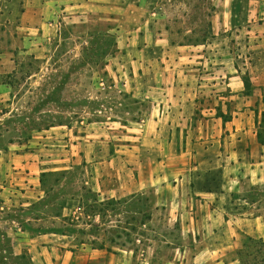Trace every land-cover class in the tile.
Returning <instances> with one entry per match:
<instances>
[{
	"label": "crops",
	"instance_id": "crops-1",
	"mask_svg": "<svg viewBox=\"0 0 264 264\" xmlns=\"http://www.w3.org/2000/svg\"><path fill=\"white\" fill-rule=\"evenodd\" d=\"M215 6L210 35L193 43L190 30H176L167 0H0V105L15 104L26 62L38 67L24 84L40 87L44 70L70 54L105 58L101 85L148 106L120 127L97 123L80 134L59 125L0 151V264L185 263L85 238L83 225L90 231L93 224L85 223L84 191L106 203L152 190L151 222L166 206L189 242L178 250L198 264H240L243 237L264 240V214L251 204L241 209L245 201L231 188L234 171L248 166L264 178L261 134L246 130L241 138L233 127L264 104V0ZM243 71L254 74L255 93H247ZM228 102L236 110L226 120ZM191 160L193 180L171 182L170 170ZM56 173L75 174L79 190L64 196L59 213L36 209Z\"/></svg>",
	"mask_w": 264,
	"mask_h": 264
},
{
	"label": "rangeland",
	"instance_id": "rangeland-1",
	"mask_svg": "<svg viewBox=\"0 0 264 264\" xmlns=\"http://www.w3.org/2000/svg\"><path fill=\"white\" fill-rule=\"evenodd\" d=\"M217 1L167 0L169 13L175 20V27L180 35L183 36V32L187 34L190 30L189 36H192L193 43L195 40L204 38L205 35L209 36ZM69 56L70 54L63 58L57 57L54 66L44 70L43 85L40 87L24 84L27 75L38 67L32 61L24 64L20 79L16 80L19 83L16 89L19 94L15 98V104L0 105V151L13 147L22 148V145L28 144L39 133L59 125L73 126L77 132L83 134L84 130L98 125L97 123L120 127L126 123V119L139 120L138 113L148 110V106L135 104V100L120 89H105V85H101L103 81L101 79H106L102 71L105 58L84 56L73 59ZM243 58L240 59L241 71ZM241 75L243 78L249 76L251 84L256 81L254 74L249 75L248 72L243 71ZM252 90L255 93V89ZM243 98L241 96L239 101L240 111L245 109ZM227 107L226 120L234 117L232 111L236 110V104L233 106L228 102ZM256 110L259 112L258 115H255V112H249L239 116L233 127L239 129L241 138L246 130H252L260 133L264 141V104H257ZM119 115L125 119H117ZM249 163L250 159L247 165ZM193 165L194 161L188 164L186 169L170 170V181L178 183L183 177L188 182L189 179L193 180L196 175ZM250 171L249 166L240 172L234 171L232 176H235V182L231 181V188L245 201L238 202L241 209L249 206L246 204H251V210L264 214V178L257 179L250 174ZM74 178H76L75 174L64 173L47 177L45 187L48 192L52 190L46 203L39 205L36 209L59 213L64 196L79 190L77 185L73 184ZM82 193L85 200L83 211L86 216H91L90 219L85 217V223L89 220L93 224L90 231H87L88 227L83 225L82 228L87 235L85 238H91L89 233L96 235L95 241L100 246L124 244L135 247L138 245L139 248L146 249L149 254L153 252L158 254L159 262L177 255L178 259L185 260L184 264H198L195 256L189 253L183 255L178 250L189 242L177 228L172 215L165 216L166 206L161 207V215L151 222L154 207L152 190H148L144 196L106 203L92 202L90 200L93 199V195L87 191ZM48 203L50 204L47 208L44 205ZM142 223L144 226H141ZM259 248L257 246L253 252ZM259 257H264V251H261Z\"/></svg>",
	"mask_w": 264,
	"mask_h": 264
},
{
	"label": "trees",
	"instance_id": "trees-1",
	"mask_svg": "<svg viewBox=\"0 0 264 264\" xmlns=\"http://www.w3.org/2000/svg\"><path fill=\"white\" fill-rule=\"evenodd\" d=\"M247 93L252 91L251 80L249 76L243 78ZM246 92V91H245ZM259 139L262 140V135H259ZM264 144V141H263ZM259 246L260 248L253 252V250ZM261 251H264V240L255 239L248 235L243 237V248L239 251L240 264H264V257H259Z\"/></svg>",
	"mask_w": 264,
	"mask_h": 264
}]
</instances>
